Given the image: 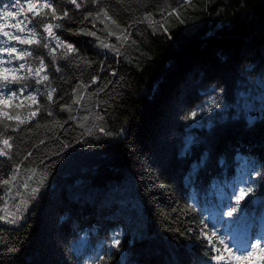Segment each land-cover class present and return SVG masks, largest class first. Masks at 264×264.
Listing matches in <instances>:
<instances>
[{"label":"trees","instance_id":"1","mask_svg":"<svg viewBox=\"0 0 264 264\" xmlns=\"http://www.w3.org/2000/svg\"><path fill=\"white\" fill-rule=\"evenodd\" d=\"M51 2L68 12L49 21L63 25L54 31L76 52L64 58L57 48L53 61L42 45H0L33 53L4 67L25 63L20 74L27 75L42 58L40 75L49 76L3 89L5 99L9 89L17 95L0 102V113L13 117L0 115V133L13 144L11 157H0V181L17 166L20 174L14 185L0 183V264H227L212 259L203 231H215L233 251L249 250L264 236V0ZM104 10L111 20L93 19ZM3 11L14 15H0V25L14 32L20 8L0 0ZM249 186L254 194L228 216L233 192ZM22 198L23 219L9 223Z\"/></svg>","mask_w":264,"mask_h":264},{"label":"snow or ice","instance_id":"2","mask_svg":"<svg viewBox=\"0 0 264 264\" xmlns=\"http://www.w3.org/2000/svg\"><path fill=\"white\" fill-rule=\"evenodd\" d=\"M68 3L74 5L76 8L81 7V2H78V0H67ZM91 3H98L99 0H90ZM15 6L20 8V13L23 14V19L16 20L15 23L12 25V27L15 29L14 32H9L4 30V25H0V36L5 37L6 39L0 40V45H7L12 41H15L21 45H38L49 49L48 55L52 57V60L54 61L56 59V56L54 53L56 52L57 48H62V56L64 58H67V56L70 53L76 52L77 50L74 48V46L70 43H67L64 40H61L60 37L56 34L54 29L62 28L63 25L56 23L53 24L49 21V17L51 18V21L56 20H63L64 18L68 17V12L65 10L62 13H58L56 7L53 6V3L51 0H27L26 5H22L20 0H15ZM44 9H48L49 11H43ZM27 13H32V17L30 18ZM0 15H2L5 19L8 17H12L14 14L9 11H3L0 12ZM89 16H92V13L88 14ZM35 17H40L38 21L33 23V20ZM102 17L107 18L111 20V17L108 15V11L104 10L102 13L97 12L96 15L93 17V19L100 20L101 23H104V20ZM87 19V17H85ZM145 20L149 23L150 26L155 27V23L153 20H151L149 17H145ZM113 24L116 22L113 20ZM29 24H32V27H28ZM23 25V27H21ZM40 27L43 29V32L46 33V36L40 35L37 32V28ZM119 28V25H117ZM106 31L109 32V35H114L115 33L111 32L110 29L107 27L105 28ZM166 31V29H164ZM126 31V30H122ZM21 33H24L25 35H21ZM83 34L85 35H92L95 36L96 33L92 31H84ZM118 39H120L122 42L126 41L128 37L126 35L118 36ZM54 41L55 45L50 46V44L47 41ZM101 44L105 48H111L113 51H119L118 48H116L115 45H110L106 43L105 41H101ZM0 53L6 54L9 59L5 60L2 56H0V102L7 104L8 100H11L14 96L17 95L16 91H12L9 89L10 95L5 99L3 89L8 88L9 84H23V81L28 78L38 77L35 82L38 84H42L44 81L49 80V76L47 74H44L43 76L40 75V73L47 72L46 66L43 62V59H40V65L39 67L33 72V69L31 66L27 67V75H21V71L25 69L26 64L21 63L16 68H7L4 67L5 64L11 65L13 60H26L27 57L32 56V51L29 49H20L18 50L15 46L12 47H0ZM57 71H60V69L57 67ZM99 81V77H92L91 83H97ZM84 88H87L88 85H81ZM26 85H24L21 89L17 91H23L26 90ZM106 87V85H105ZM35 91H39V89H36ZM56 90L55 88L50 89V91L47 92V100L52 101L53 96L52 93H54ZM103 91V88L96 89V92ZM27 99L36 102L35 96H29ZM73 103H79V99L73 101ZM67 111H71V106H67ZM0 115H3L7 119H13L12 116H9L7 112H2ZM31 117H35L36 112H32ZM48 115H52L51 112H48ZM193 117L196 115V113L192 114ZM16 119H19V117H15ZM97 119L102 120L103 117H97ZM21 124L25 123V120L19 121ZM4 127L6 128L7 125L5 124ZM83 127V125H81ZM103 131V129H100ZM89 134H91V130H89ZM11 138H5L3 133H0V157H11V150L13 148V144L10 143ZM43 143V141H41ZM31 153H28V156H30ZM28 156H25L24 159H27ZM29 173V180H31L33 177L36 176V171L34 169L27 170ZM20 174L19 166H17V169L13 172L10 179H5L3 181H0L4 186L14 185L17 177ZM37 183H42L41 181H37ZM23 186L25 188H29V184L27 181L23 183ZM38 189L32 188L31 189V196L29 198H32L36 195ZM255 189L251 186L249 187H241L239 189H236L233 192V195L235 196V205L228 208L227 215L233 216L234 213H237L239 211V205L241 201L245 200L247 197L254 194ZM28 203V200L21 199L20 203L18 205H15V211L8 213V222L9 223H17L20 219H23V212L26 211V205ZM7 211V209H5ZM4 217H0V219H3ZM204 229L208 228L207 224L203 225ZM191 231V229H189ZM203 238L208 241V248L209 252L215 251L216 255L212 256L213 260L220 261L222 259L227 260V264H232L233 261L236 262V264H249L250 261L259 259L261 261H264V236H261L260 238L256 239V241L253 244L249 245V250H245L241 252L239 249L233 251L230 246L225 242L224 238L219 237L218 234L215 231H203ZM217 243L221 247H217ZM120 240L118 238H115L113 240L114 246H119ZM222 251L227 252L228 256L224 257L221 253Z\"/></svg>","mask_w":264,"mask_h":264},{"label":"water","instance_id":"3","mask_svg":"<svg viewBox=\"0 0 264 264\" xmlns=\"http://www.w3.org/2000/svg\"><path fill=\"white\" fill-rule=\"evenodd\" d=\"M245 109H246V112L247 113H251V114H253V112H254V108L252 107V105H251V101H246V103H245Z\"/></svg>","mask_w":264,"mask_h":264},{"label":"rangeland","instance_id":"4","mask_svg":"<svg viewBox=\"0 0 264 264\" xmlns=\"http://www.w3.org/2000/svg\"><path fill=\"white\" fill-rule=\"evenodd\" d=\"M0 40H3V39H0ZM14 211H15V210H11L10 213H11V212H14ZM242 237L246 238V231H245V233L242 235Z\"/></svg>","mask_w":264,"mask_h":264}]
</instances>
